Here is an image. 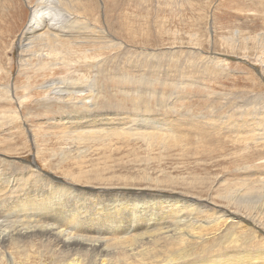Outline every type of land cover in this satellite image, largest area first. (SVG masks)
I'll return each instance as SVG.
<instances>
[{
    "label": "rangeland",
    "instance_id": "obj_1",
    "mask_svg": "<svg viewBox=\"0 0 264 264\" xmlns=\"http://www.w3.org/2000/svg\"><path fill=\"white\" fill-rule=\"evenodd\" d=\"M39 3L0 0V264L74 257L44 210L10 208L50 182L94 214L115 194L200 204L191 253L222 236L264 251V0H61L64 31L27 38ZM139 235L100 234L108 264L137 263Z\"/></svg>",
    "mask_w": 264,
    "mask_h": 264
},
{
    "label": "bare ground",
    "instance_id": "obj_2",
    "mask_svg": "<svg viewBox=\"0 0 264 264\" xmlns=\"http://www.w3.org/2000/svg\"><path fill=\"white\" fill-rule=\"evenodd\" d=\"M38 1L41 4L39 3V7L32 9L25 29V35L27 33L30 35L27 38L35 36L43 28L46 29V26L48 30L63 32L65 29L64 24L68 22L69 16L57 7L61 4V0ZM51 33L55 37L61 36L57 33ZM48 185L49 191L47 193L40 188L34 189V193L37 191L41 193L40 196L38 194L40 198H36L35 202L28 198V200L22 201L17 206H10V208L15 206L20 207V209H30L31 212L33 209L44 210L42 219L54 222L51 224L52 227L42 226L44 233L59 237L63 246L66 247L64 250H69L70 253L74 254V257L64 264H82L80 258V252L82 251L92 253V263L96 262L98 258L99 264H108L110 260L107 256L110 254L111 248L107 246L105 238L100 237V234H110L112 232L128 234L136 231L140 233V241L136 245H129L125 251L127 256L139 258L138 262L133 263V261L125 259L127 261L122 260L124 264H257L256 260L259 257H263L261 262L264 261V251L251 250L250 248V251H245L237 244L238 239L236 237L229 240V245H225V241L229 237L224 240V236H222L220 245L217 246L215 243L211 246L204 245L201 249L203 252L200 251V254L191 253L192 250L187 249L189 245L187 236L193 237L194 235L191 232L199 230L197 227L202 225V221L193 216L195 215L194 212L198 213L202 211V208L205 209L204 211L207 209L200 206V204L182 200L176 202L161 198L149 199L154 201L152 204L149 201L140 202L138 199L123 203L121 199L115 201L118 198V194H115L110 201L115 203L113 208L100 210L94 214L95 210L87 212L89 207L79 209L82 198L77 193L58 188L61 185L56 186L51 182ZM53 187H55L54 191L52 190ZM118 206L122 207L117 208ZM188 210L189 213H187ZM115 211L123 212L122 214L125 216L115 220L119 218L114 214ZM101 215H105L109 219V223L115 221L101 228L97 221ZM222 218L232 220L231 217L215 214L213 220L203 222L215 224ZM61 221L74 225V229L64 228ZM128 227L131 228L129 231ZM211 227L214 226L211 225ZM8 236L9 232H0V240H5ZM261 245L258 247H261ZM137 247L140 249L137 250Z\"/></svg>",
    "mask_w": 264,
    "mask_h": 264
}]
</instances>
